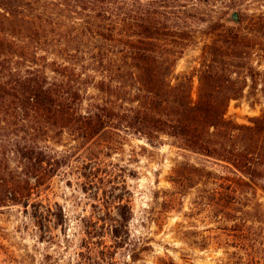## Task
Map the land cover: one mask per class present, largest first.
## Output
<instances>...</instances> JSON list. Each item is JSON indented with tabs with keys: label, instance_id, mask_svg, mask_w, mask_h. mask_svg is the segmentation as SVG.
<instances>
[{
	"label": "trees",
	"instance_id": "obj_1",
	"mask_svg": "<svg viewBox=\"0 0 264 264\" xmlns=\"http://www.w3.org/2000/svg\"><path fill=\"white\" fill-rule=\"evenodd\" d=\"M193 1L0 0V208L34 207L35 192L62 169L74 170L82 190H101L91 205L94 216L82 221L86 258L94 246L106 248L102 239L109 236L137 261L141 244L129 243L124 177L130 174L106 158L126 137L149 144L168 137L224 173L182 162L169 176L163 211L182 208V199L201 185L184 218L209 222L206 231L213 235L184 237L196 235L192 244L201 248L211 241L253 248L249 226L263 215L256 190L264 189V16L252 18L249 33L241 19L202 32L217 33L201 48L193 101V77L175 75L177 61L194 43V23L206 16ZM248 83L261 95V114L239 125L225 115ZM64 136L75 146L62 152L50 147ZM263 256L240 264H262Z\"/></svg>",
	"mask_w": 264,
	"mask_h": 264
},
{
	"label": "rangeland",
	"instance_id": "obj_2",
	"mask_svg": "<svg viewBox=\"0 0 264 264\" xmlns=\"http://www.w3.org/2000/svg\"><path fill=\"white\" fill-rule=\"evenodd\" d=\"M193 3L196 10H206V16L204 22L194 23V43L177 61L175 75L193 77L191 96L195 101L201 48L217 33L204 35L202 32L219 21L229 27L237 25L229 19L233 11L238 12L239 20L243 22V32H251L252 18L264 16V0H209V4L194 0ZM259 60L264 63V59ZM248 67L252 68V55ZM261 108L260 93L252 94V86L248 83L241 98L230 101L225 117L239 125H250L252 118L260 116ZM73 146L75 144L66 136L60 144H50L58 152ZM106 161L125 167L130 174L124 177L132 211L129 243L141 244L137 261H130L126 245L115 246L109 236L102 239L106 248L96 245L91 258H86L82 221L94 216L91 205L96 203L95 193L100 195L101 190H82L83 180L78 172L64 168L43 190L32 195L30 202L34 207L11 205L0 208V264H240L246 258L264 253L256 250L258 246L264 251V238L259 241L258 237L261 232L259 226L264 230V189L259 187L256 190L263 213L261 223L257 224L252 218L254 225L250 224L247 236L253 248L242 251L231 245H217L215 241L201 248L192 241L196 240V235H213L206 231L212 225L200 218H184V213L189 212L190 202L203 186L188 192L182 199V208L168 212L163 211V192L171 189L169 176L172 169L182 162L204 166L217 175L224 173L223 168L177 148L175 141L168 137H161L160 141L152 144L137 137H126L120 149ZM48 208L50 212L46 211ZM184 232L196 235L184 237ZM79 252L83 256L80 257Z\"/></svg>",
	"mask_w": 264,
	"mask_h": 264
},
{
	"label": "water",
	"instance_id": "obj_3",
	"mask_svg": "<svg viewBox=\"0 0 264 264\" xmlns=\"http://www.w3.org/2000/svg\"><path fill=\"white\" fill-rule=\"evenodd\" d=\"M229 19L231 22L238 24L239 23V16H238V12L237 11H233L230 16Z\"/></svg>",
	"mask_w": 264,
	"mask_h": 264
}]
</instances>
